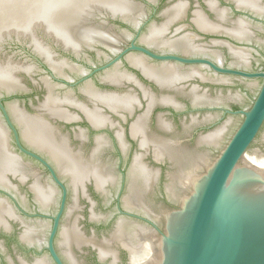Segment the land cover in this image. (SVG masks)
Returning <instances> with one entry per match:
<instances>
[{
	"label": "water",
	"instance_id": "1",
	"mask_svg": "<svg viewBox=\"0 0 264 264\" xmlns=\"http://www.w3.org/2000/svg\"><path fill=\"white\" fill-rule=\"evenodd\" d=\"M148 1L0 0V109L4 114L0 115V186L11 188L9 181L15 182L12 173L22 179L31 173L29 178L36 181L37 194L21 196L25 209L49 215L58 210L51 216L47 241L55 264H65L55 241L67 199L66 186L57 172L69 190L68 209L57 237L67 264H116L113 243L121 244L114 239H121L130 251L124 264H264V0H224L225 7L208 0L222 22L209 21L198 11L195 19L201 27L204 25L202 28L223 32L224 36L206 40L205 47L186 50L204 57L158 54L135 41L122 49L135 36L123 31L127 25L121 21L131 22L134 29L141 27L136 37L140 42L168 44L172 40L165 34L167 19H177L184 7L177 4L169 8L155 23V18H149L153 10ZM167 6L163 5L160 12ZM232 37L235 42L230 40ZM172 44L171 50L177 49L178 43L168 45ZM129 51L157 60L196 64L184 74L171 64L150 70L143 56L129 53L127 59L163 90L156 96L143 88L148 108L156 104L180 108L171 91L188 96L194 106L210 108L184 112L178 118L160 112L156 120V114L150 115V110L146 113L147 104L137 88L139 96L130 91H100L88 81L93 73L113 63L110 71L102 73V80L117 85L133 81V75L116 64ZM96 66L101 67L94 69ZM100 73L94 76L99 78ZM183 77L217 82L205 84L204 91L199 92L197 80L190 89L180 87L178 82ZM133 107L136 114L127 113L126 122L124 114L111 111L124 113ZM110 114L122 126H131L133 136L140 137L141 147L124 145L119 127L115 129L121 143L117 141L118 145L113 146L104 135L95 137L96 133L78 129L87 127L88 120L96 127L114 126ZM78 116L80 120L76 121ZM11 118L23 142L43 153L57 172L22 145ZM7 124L18 148L48 169L62 188V195L39 163L18 156ZM107 130L103 128L99 133ZM154 156L159 164L152 160ZM124 168L130 169L133 182L138 178L137 187L155 180L158 201L173 197L176 208L164 204L156 209L164 229L157 249L147 227H142L145 238L139 243L123 237L128 226L125 221L118 222L114 199L120 179L113 173ZM90 179L104 193L107 182L117 184L114 190L99 194L94 204L79 190ZM127 193L123 191L122 198ZM129 198L125 197L126 202L134 205ZM5 213L14 212L7 201L0 199V224H7ZM89 217L96 220L88 224ZM32 228L23 236L29 243H36L40 254L30 264H54L44 249L45 235L39 239L37 229ZM0 251L4 250L0 247Z\"/></svg>",
	"mask_w": 264,
	"mask_h": 264
},
{
	"label": "flooded vegetation",
	"instance_id": "2",
	"mask_svg": "<svg viewBox=\"0 0 264 264\" xmlns=\"http://www.w3.org/2000/svg\"><path fill=\"white\" fill-rule=\"evenodd\" d=\"M208 0H150L148 1V3L150 5H152V10L153 13L149 16V18H155L154 22L157 23V18L159 19L160 17H165L164 12L166 10H168L169 8H172L173 6L177 5V4H181L184 7V11L180 14L179 17H177V19L175 20H168L167 23V29H166V35L170 37V40L168 42V44L170 42H177L178 45L177 49L175 50H171L170 46L172 45H168L165 43L162 44H148L145 43L143 41H138L136 39V37L139 36L140 34V26L134 29V26L131 22L126 21L125 23L123 21H121L124 25H127V27H123V31L127 32V34L130 35H134L135 37L131 39L130 43L125 44L123 47H121L122 49L128 47L131 45L132 41H135L136 44L138 45H142L146 48H148L149 50H151L152 52L158 53V54H176V55H180L183 57H204V54H197V53H191L188 52L186 50H193V49H198L201 47H205V41H209L211 42L212 38L218 37V39L222 36H224L223 32H217V31H209L206 30L204 28H202L204 25L202 24V27L199 25L200 23L196 21L195 19V15L196 12H201L202 14H205V16L207 17V19L209 21L212 22H222L221 19L217 18L216 13L210 9L208 3ZM217 1L219 7H225L226 3L224 2V0H215ZM142 6H145V3H142ZM168 4L167 8L160 12L161 7L163 5ZM159 12V13H158ZM155 15V17H154ZM165 23V22H163ZM199 23V24H198ZM224 23V21H223ZM121 26V25H120ZM135 32V34H134ZM138 32V34H137ZM226 37V36H225ZM224 37V38H225ZM227 38V37H226ZM230 39V38H229ZM231 41L235 42L233 37L230 39ZM192 41H198L196 44H192ZM167 47V48H166ZM120 49V50H122ZM139 53L141 56H143L145 58V60H143V62L145 64H147L149 66V68H151L150 70H158L163 68L164 66H169L172 68V66L174 65L175 69L178 71H182V74L190 71L191 67H194L196 64H185L183 62L180 61H164V60H157L154 59L152 57H150L149 55L139 52V51H129L128 53H126L124 55V57L120 60L117 61V65L119 64L120 66H123L124 71L130 73L131 75H133L134 80L133 81H125L123 84L121 85H117L114 83H110L107 81H104L101 79V77L103 76V72L105 71H110L111 68H113L114 63L112 65H110L108 68L95 72L96 74H99V78L97 76H94L95 73H93V75L90 78V82H92L93 86L100 90V91H108V92H114V93H124V92H133V94H136V96H139V92H141L143 94L144 97V101L147 104V99L144 96V92H143V88H146V90L150 91L151 93L155 94L156 96H159L163 93V90L161 89V87L159 86V84L150 76L146 75L142 69L140 67H137L136 65L132 64L130 62L129 59H127V55L129 53ZM119 54V53H118ZM210 58V57H209ZM212 59V58H211ZM214 60V59H213ZM70 61V60H68ZM72 62V61H70ZM110 62V61H109ZM108 62V63H109ZM73 63V62H72ZM106 63V64H108ZM231 63V62H230ZM104 64V65H106ZM101 65V66H104ZM197 65H201V64H197ZM99 66V67H101ZM98 66H96L94 69L99 68ZM246 70L249 71H253L249 68H245ZM94 71V70H93ZM91 72H89L90 75ZM66 80V79H64ZM195 80H197L198 83H195ZM211 80L208 79H201L200 77H192V78H188V77H183V79H181L178 82V85L180 87H184L185 89H190L191 86L197 84L199 85L198 90L199 92H203L205 89V84L210 83ZM213 82V83H212ZM210 84H214L217 81H212ZM128 83V85L126 84ZM195 83V84H194ZM221 82H218L217 84L219 85ZM129 84H133L135 86L134 87H130ZM127 87V88H126ZM122 88H126V90H122ZM136 88L138 91H136ZM171 94H175V98L177 100V102L180 104V108L175 107L174 105L170 104V105H166V104H156L155 106L148 108V104H147V109H146V113L148 110L149 114H156V120H157V116L160 112L165 113V115L167 114H173L176 118H178L180 116V114H183L184 112H194L196 110H203L205 108L209 109L210 106H194L192 103V100L188 97V96H184L181 95L177 92L171 91ZM16 98V97H15ZM27 99V98H25ZM138 101H141L140 99H138ZM141 104L143 105V103L141 102ZM134 105L135 102H134ZM135 107H133V109L131 111H123L121 110L120 112H116L111 110L112 112H115L116 114H124L125 115V122L128 121V117L126 116V114L130 113L129 115L133 116L136 114V109ZM8 111V108H7ZM28 113H31L29 110L27 111ZM122 112V113H121ZM9 113V111H8ZM78 114V113H77ZM0 115L4 116L3 112L0 109ZM10 115V113H9ZM109 117H111V119L113 121H115V119L113 118L112 114L109 115ZM12 119V118H11ZM77 119V120H76ZM75 120L78 121L80 120V116H78V118H76ZM6 121V120H5ZM13 122V119H12ZM66 124H69V122L71 121H65ZM88 126L87 127H82V126H78V129H82L84 130V132H88L89 133H96L95 137H97L98 135H104L105 137L109 139H111V143L112 146L115 145V143L117 144V141L120 145V140L117 136V131L115 128L119 127L118 129H122L123 131V140H124V145L127 146H140L141 147V140L140 137H135L133 136L132 132H131V126L126 128V126H122L119 122L115 121V125L111 126V125H107V126H102V127H96L94 126L89 120L87 121ZM133 123V122H132ZM14 124V122H13ZM8 126V124H7ZM14 126L16 127V125L14 124ZM67 127V125H64V127ZM110 133H108V130ZM9 130L13 133L12 129L8 126ZM106 128L107 132L101 134L99 133L101 129ZM158 128V127H157ZM17 129V127H16ZM18 130V129H17ZM128 131V132H127ZM19 133V137H20V141L22 143V145L38 154L39 156H41L42 158H44L46 161H48L51 165L52 163L48 160V158H46L43 153H41L40 151H38L37 149L31 147L30 145L26 144L25 142H23L22 137L20 135V132L18 130ZM128 133V138L126 139V134ZM153 133V131H152ZM14 136V144H15V148H17L19 154L21 155H17L19 157H27L37 163H39L42 167H43V174L47 175L52 182L55 184V186L59 189L60 194L62 195V188L60 186H58L56 184V182L53 180L51 173L48 171V169L37 159L23 153L17 146L16 144V140H15V135L13 133ZM151 136V135H149ZM112 137L115 139H112ZM118 145V144H117ZM122 145V144H121ZM152 146V144H151ZM152 160L154 162H156V164H159V160L156 159V157L154 156L152 158ZM53 166V165H52ZM54 167V166H53ZM132 166H130L131 169ZM54 169L56 170V168L54 167ZM130 169L126 170L125 168L122 169L118 174L117 173H113L115 175V177L119 180V187H118V196H116L115 203L117 205L118 208V218L120 217V219L118 220V222L121 221H125L126 226H128V228L125 231V235H123V237L127 236L128 238L131 239V241L133 242H141L144 240V236L142 232V227H147L150 230V235H154L153 238V245L155 247V249L158 248V244L161 238L162 233L164 232V229L162 227V219L158 216V214L156 213V209L164 204H166V206H169L171 209L172 208H176L173 207L175 205V202L173 201V197H171L172 199H167V201H162V200H157L156 195L158 193V187H156V182L155 180L152 182H150V180L148 182H146L145 184H147L146 186L143 187H137L136 186V182L137 179L134 180V182L131 179L130 176ZM161 167H158L159 172L161 173ZM57 172V170H56ZM28 178L29 176H33L31 173H28ZM59 178L61 179V181L64 183V185L66 186L67 189V199H66V205H65V209H64V213L62 214L61 217V223H60V228L58 231V234L56 236V241H55V245L57 248V251L59 253V255L61 256L62 260L65 262V264H67L66 260L64 259V257L62 256L58 246H57V237L60 234V229L61 226L63 224V220L65 219V215L68 209V199H69V190H68V186L66 185L65 181L60 177L59 173L57 172ZM11 175H13L14 177H12V179L15 181L14 184L13 181H9V183H11V188L7 187V186H0V199H3L4 201H7L8 205L10 206V208L12 209V211L14 212L12 215L5 213L4 214V220L7 223L5 224H0V247L4 250V251H0V259H2V262L0 264H30V261L32 260V258H34L35 256H38L40 254L39 249H36L35 244L29 243L25 238H24V233H26V231L30 230L32 227H34L35 229H37L36 232V237L40 238V235H45L43 239L46 240L44 249L47 251L50 259L52 260L50 253L47 249V241H48V235L50 233L51 230V226H52V222L53 220L51 219V216L56 215V213L54 215H49L46 212H38V213H33V212H29L27 211V209H25V207L23 205L24 201L22 199V195H25V197L28 195H35L36 193V189L34 187V183L31 179L32 178H25L22 179L19 177L18 174H14L12 173ZM21 175V173H20ZM155 176V174H154ZM140 178V177H139ZM155 179V177H154ZM9 180V179H8ZM7 180V181H8ZM31 180V181H30ZM92 180V181H91ZM94 179H90L87 180L85 182V186L84 188H82L80 186L79 190L83 191L84 193H86V195H88V197L95 202L94 204L97 203L96 197L100 194V195H105L106 193H108L111 189L114 190L115 186H116V181L113 182H107L106 183V189L107 192L104 193L101 190H99L96 186V182ZM121 181V182H120ZM155 182V183H154ZM131 184L133 185L131 187ZM110 187V188H109ZM8 189H11L15 192V194H11ZM42 189H44L42 187ZM78 190V193H79ZM22 191L25 194H21ZM123 191H128L129 193H127V195H130V202H132L134 205L128 204V202H126L125 197H127V195L122 198V194ZM9 192V193H8ZM76 192H77V188H76ZM77 193V195H78ZM2 194L6 195V196H1ZM24 197V196H23ZM19 200L21 201V203L19 202ZM60 201H61V197H60ZM42 206H44L42 204ZM59 206H60V202H59ZM58 206V209H59ZM45 208V207H43ZM151 210V211H149ZM152 210L154 212H152ZM114 217V216H113ZM96 219H93L91 217L87 218V223L91 224L93 223ZM114 220V219H113ZM48 221V222H47ZM49 223V224H48ZM45 224L49 225L48 231L47 233L45 232ZM32 226V227H31ZM135 228V229H134ZM33 229V228H32ZM41 231L45 232V233H41ZM10 233V235H9ZM115 233V232H114ZM42 241V240H41ZM113 241H117L118 243L121 244V246H118L116 243H113L115 246V251H116V255L112 256L114 261L116 262V264H124L127 260V258H130V251L129 249L124 245V242L121 241V239H114ZM85 246V245H83ZM119 249H116V248ZM12 250V252H9V250ZM96 252V251H95ZM9 253V254H8ZM6 254L8 256H6ZM99 256V254H97V257ZM53 262V260H52ZM54 263V262H53ZM55 264V263H54Z\"/></svg>",
	"mask_w": 264,
	"mask_h": 264
}]
</instances>
